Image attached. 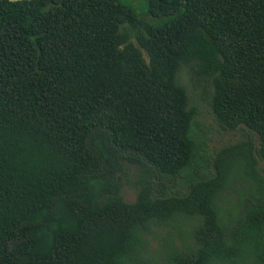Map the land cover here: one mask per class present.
<instances>
[{
  "label": "trees",
  "instance_id": "trees-1",
  "mask_svg": "<svg viewBox=\"0 0 264 264\" xmlns=\"http://www.w3.org/2000/svg\"><path fill=\"white\" fill-rule=\"evenodd\" d=\"M0 264H264V0H0Z\"/></svg>",
  "mask_w": 264,
  "mask_h": 264
},
{
  "label": "rangeland",
  "instance_id": "rangeland-1",
  "mask_svg": "<svg viewBox=\"0 0 264 264\" xmlns=\"http://www.w3.org/2000/svg\"><path fill=\"white\" fill-rule=\"evenodd\" d=\"M134 3L137 4V1H134ZM204 120L207 124L211 126L210 136L212 140L211 142L212 145H217L220 142L229 141L236 138L237 135L236 132L225 133L221 131L218 125L212 121V119L209 117L208 114L204 117ZM135 195H136V190L134 187L131 186L123 187V196L126 201H133L135 199Z\"/></svg>",
  "mask_w": 264,
  "mask_h": 264
}]
</instances>
